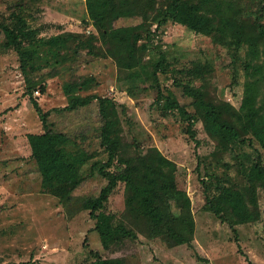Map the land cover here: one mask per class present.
<instances>
[{
	"label": "rangeland",
	"instance_id": "obj_1",
	"mask_svg": "<svg viewBox=\"0 0 264 264\" xmlns=\"http://www.w3.org/2000/svg\"><path fill=\"white\" fill-rule=\"evenodd\" d=\"M246 1L253 10L264 3ZM13 11L20 12L28 25L38 30L37 39L42 41L31 48H37L40 54L34 53V63L43 68L40 73L28 68L26 80L19 55L4 46L6 39L0 34V264H92L96 260L92 249L100 258L120 259L122 264H264V188H257L261 218L255 222L231 228L207 208L208 200L222 188L245 190L250 169L259 156L264 165V149L251 139L252 135L245 143L221 144L205 130L203 118L183 88L205 84L210 100L228 102L239 109L247 80V46L238 49L218 35L211 37L171 21L161 26L152 24L154 42L144 60L156 64L164 59V71L158 74L163 93L179 103L169 108L165 99L158 100L153 78L140 68L121 69L112 58L94 56L82 47L79 42L95 32L86 0H0L2 15L8 17ZM124 23L137 20L116 25ZM70 35L77 37L65 40ZM51 38H59L60 45L53 48L59 54H50L47 41ZM95 45L103 48L100 42ZM196 63L208 65L206 82L189 72ZM46 64L53 66L50 74L55 75L47 74L50 70H44ZM81 79L91 82L75 94L114 100L117 132L127 150L146 155L155 148L176 164L179 188L191 198L196 222L190 245H172L167 238L152 236L145 226L138 227L127 216L123 182L110 196L106 211L137 237L123 238L118 245L103 250L98 238L88 234L95 221L83 202L98 196L107 183L98 172L108 160L98 103L75 112H53L69 104L64 83L77 84ZM260 84L262 103L264 81ZM31 89L42 110L51 111L50 122L72 136L66 145L68 156L79 162L82 175L92 174L74 190L69 202L43 191L40 172L31 158L27 135L44 132L28 93ZM180 107L196 116L192 127L196 140ZM95 162L98 166L92 171ZM122 167L116 161L108 170L118 172Z\"/></svg>",
	"mask_w": 264,
	"mask_h": 264
},
{
	"label": "trees",
	"instance_id": "obj_2",
	"mask_svg": "<svg viewBox=\"0 0 264 264\" xmlns=\"http://www.w3.org/2000/svg\"><path fill=\"white\" fill-rule=\"evenodd\" d=\"M245 3L246 0H86L88 18L95 32L78 42L94 56L103 54L112 58L121 69L132 71L140 68L145 76L153 78L158 89V100L165 99V107L169 108L178 107L179 103L163 93L158 74L164 71V59L156 64H146L144 60L148 46L154 42L152 24L161 26L171 21L211 37L218 35L238 49L246 45L247 80L239 109L228 102L217 104L210 100L205 84L200 87L183 86L184 94L193 99L198 114L204 120L205 130L221 144L227 146L256 139L264 149V96L262 103H259L260 83L264 81V3L257 10ZM133 19L137 23L116 25L117 22ZM38 33L37 29L28 25L20 12L13 11L8 17L0 13V34L6 39L4 46L13 48L19 55L26 80H29L28 68L39 73L43 68L41 66L39 69L34 63V53H40L37 48H31L35 47L36 41H42V38L37 39ZM76 37L70 35L65 40ZM59 38L47 41L50 54H59L53 50L60 45ZM99 42L104 49L96 47L95 43ZM151 66L152 72L149 71ZM48 69L49 76L56 74H50L54 70L50 64L44 68ZM209 71L208 65L196 63L195 68L189 72L206 82L205 76ZM90 82L91 79H81L77 84L64 83L63 89L69 104L53 110L75 112L95 101L98 103L102 145L108 153L107 162L99 167L98 172L107 183L98 196L83 202V207L89 210L91 219L95 221L88 234L94 240L98 238L103 250L118 245L123 238L137 237L123 221L116 222V216L106 211L110 196L123 182L126 185V213L138 227L145 226L152 236L167 238L172 245H190L195 237L196 222L192 213V200L186 191L179 188L176 164L155 148L146 155L127 150L117 132L119 120L114 100L75 94V91ZM41 92L45 93V88ZM28 93L44 127L43 133L27 135L31 158L41 175V187L44 192L69 202L74 190L92 174L82 175L81 165L68 156L66 151L72 136L58 130L56 124L50 122L52 113L42 110L33 98L34 90ZM179 109L189 121L191 137L196 140L192 130L196 116L189 114L183 107ZM248 135H252V138L248 139ZM116 161L123 166L122 169L118 172L108 170ZM97 166L96 162L93 163L92 171ZM259 186L264 188L261 156L250 169L249 184L245 190L222 188L216 197L208 200L207 208L231 228L255 222L261 218L257 194ZM85 245H88L87 241ZM90 253L96 259L92 264H122L120 259L100 258L96 250L92 249Z\"/></svg>",
	"mask_w": 264,
	"mask_h": 264
}]
</instances>
